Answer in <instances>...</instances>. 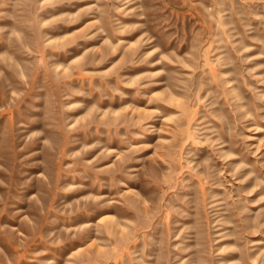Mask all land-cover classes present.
I'll list each match as a JSON object with an SVG mask.
<instances>
[{
    "label": "rangeland",
    "instance_id": "374dc122",
    "mask_svg": "<svg viewBox=\"0 0 264 264\" xmlns=\"http://www.w3.org/2000/svg\"><path fill=\"white\" fill-rule=\"evenodd\" d=\"M0 264H264V0H0Z\"/></svg>",
    "mask_w": 264,
    "mask_h": 264
}]
</instances>
